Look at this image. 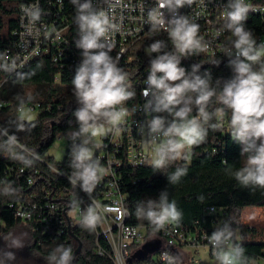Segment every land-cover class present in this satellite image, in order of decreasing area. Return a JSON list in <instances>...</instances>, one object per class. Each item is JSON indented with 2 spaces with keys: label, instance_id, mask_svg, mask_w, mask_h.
<instances>
[{
  "label": "clouds",
  "instance_id": "clouds-1",
  "mask_svg": "<svg viewBox=\"0 0 264 264\" xmlns=\"http://www.w3.org/2000/svg\"><path fill=\"white\" fill-rule=\"evenodd\" d=\"M194 2L156 0L155 6L147 12L145 23L149 25V31L153 35L166 31L174 49L166 51L168 45L164 40H156L145 49L150 56L157 53L150 61L147 86L142 90L143 96H151L145 104L146 110L156 113L148 122L149 132L156 144L151 167L159 170L178 160L190 161L193 146L206 141L209 128L219 130L223 127L220 122H211L215 113L208 111L215 97L224 106L218 110L221 117L225 109L230 110L231 137L241 146L240 155L246 157L242 167L235 171L227 168L225 171L244 187L264 189V44H257L252 31L244 26L250 11L257 9L245 0H228L226 4L224 24L215 35L219 37L224 30H228L234 37L226 53L233 75L223 80L217 92L210 86L211 74L200 75V65L193 64L191 72L181 66L182 57L199 55L206 50V43L199 36V24L187 15L179 14L180 8L185 5L191 7ZM71 3L75 6V23L79 33L75 45L82 50V60L71 80L72 93L78 104L73 115L79 127L72 134L74 143L69 163L72 172L68 179L73 186L79 184L85 193L91 195L102 177L100 162L94 158L89 145L94 138L120 126L128 115V109L123 105L135 96V92L129 90L131 86L127 83V74L118 66V58L110 55L113 45L109 36L119 32L121 25L114 22L108 12L97 10L92 0H71ZM121 3L122 0H116V4ZM24 11L30 23L41 18L39 7ZM165 13H168L167 18ZM16 68L14 60L11 64H0V69L5 72L11 73ZM31 99L28 97V100ZM25 102L20 99L21 108ZM194 108L195 116L192 115ZM24 119V116L19 117L17 131L25 130ZM105 123L111 128H106ZM2 134L7 136L9 159L31 167L34 162L32 150L20 146L17 136L9 134L8 129L5 128ZM81 137L83 139L76 142ZM95 147L100 145L97 143ZM16 148L20 151H15ZM185 175L187 167H177L167 177L171 184H176ZM104 213H114L117 220H123L128 215L127 209L119 203L110 206L94 203L84 212L81 226L94 231ZM135 215L137 219L146 220L157 232L169 224H179L182 218L176 202L169 200L167 191H162L157 199L137 204ZM233 238L234 231L228 222L206 236L214 250L216 264H249L244 247L235 243ZM56 253L58 255L50 256L55 264H69L73 258L70 247L57 248ZM162 259L167 264H174V258L167 253L162 255Z\"/></svg>",
  "mask_w": 264,
  "mask_h": 264
},
{
  "label": "trees",
  "instance_id": "trees-1",
  "mask_svg": "<svg viewBox=\"0 0 264 264\" xmlns=\"http://www.w3.org/2000/svg\"><path fill=\"white\" fill-rule=\"evenodd\" d=\"M30 1L33 0H0V59L4 49L16 40L20 5ZM254 3L264 5V0H254ZM254 25L256 34L264 33L262 18L256 16ZM65 35L75 43L77 27H70ZM81 52L79 49L72 67H63L51 54H42L0 90L2 97L7 99L0 101V264H55L50 256L58 255L56 249L60 247L72 249L73 258L69 264H116L113 247L101 225L98 224L94 231L81 226L87 207L95 201H104L105 184L100 181L91 195L85 193L79 184L73 186L68 179L72 172L70 151L67 150L61 162L49 155L60 133L78 131L73 115L78 104L72 93L71 80L82 60ZM139 52L143 58L144 52ZM150 61L139 64V69L147 63L150 66ZM228 61L229 57L224 55L199 53L182 57L181 66L191 72L193 64L200 65V75L210 73V86L219 92L223 80L233 75ZM23 88H30V92L24 95ZM28 97L32 99L28 100ZM21 98L26 101L24 106L38 108L39 114L32 121L25 118V130L17 131L16 124L22 116ZM223 107L213 97L208 106V111L215 113L211 122H220L223 127L219 130L209 128L206 141L193 146L190 161L178 160L159 170L149 164L130 166L124 161L120 170L122 186L127 190L135 186L154 187L160 193L167 191L169 200H174L182 213L179 225L198 234L206 232L211 235L216 230L212 226L218 216L208 214L205 208L225 207L230 215L234 240L244 247L249 264H255L264 258V240L261 230L256 235L259 231L256 226L244 224L243 210L245 207H264V189L244 187L225 171L227 168L235 171L244 162L240 155L241 146L230 134V110L225 109L224 118L218 111ZM196 114L194 108L192 115ZM5 128L9 134L17 136L20 146L32 150L34 162L31 167L9 159L7 136L2 134ZM14 150L20 151V148ZM100 154L109 155V145H102ZM99 162L102 166L103 161ZM177 167H187V175L171 184L167 176ZM19 205L32 212L31 219L22 220L17 215ZM153 233V230L148 231V235ZM157 251H170L180 264H194V251L183 247L161 246ZM150 260L151 256H132L129 264H143Z\"/></svg>",
  "mask_w": 264,
  "mask_h": 264
},
{
  "label": "built area",
  "instance_id": "built-area-1",
  "mask_svg": "<svg viewBox=\"0 0 264 264\" xmlns=\"http://www.w3.org/2000/svg\"><path fill=\"white\" fill-rule=\"evenodd\" d=\"M92 3L97 10L108 12L110 18L121 25L119 32L111 33L109 36V42L113 45L110 55L114 59L118 58V66L127 74V83L131 86L129 90L135 92V96L123 105L128 109V115L120 126L96 137L100 140L98 143L100 147L109 145V155L100 154V147H95L97 143L89 145L92 147L93 152L95 151L94 158L103 161L100 171L102 179L100 181L101 184H105L106 188L103 193L104 201H95V203H99L101 206L119 203L122 208L126 209L124 196L129 189L127 190L122 186L120 170L123 162H127L130 166L151 165L150 161L154 156V148L156 147L148 129V122L156 113L145 108V104L151 99V96L145 97L142 95V90L147 86L146 78L150 66L147 63L139 69L138 65L145 64L157 55V53H152L150 56L145 52V49L156 40L165 41L168 45L166 51H174V49L166 31L161 30L153 35L149 31V25L145 23L147 12L155 6L156 0H122L121 4H116V0H92ZM227 3L228 0H195L191 7L185 5L179 9V14L187 15L193 22L199 24V36L206 43V50L201 53L228 57L226 53L231 48L230 41L234 37L228 30H224L219 37L215 35L216 31L224 24L223 16L227 11ZM245 3L256 8L257 11H250L244 26L247 30L252 31L257 44H264V33L256 34L257 28L254 25L256 16L262 18L264 22V5L256 4L254 0H245ZM32 7L41 9V18L35 23L29 22L28 15L24 11V9ZM19 9L20 23L19 29L15 32L16 40L4 49L3 56L0 59V64H11L14 60L17 68L11 73L0 69V90L6 83L15 80L33 59L42 54H51L54 60L60 62L63 67H72L79 51L75 43L71 42L65 35L70 27H77L75 23V6L71 3V0H33L22 3ZM165 16L167 18L168 13H165ZM77 35L79 38L78 27ZM140 48L141 50H139ZM139 51L144 52L142 54L143 58L139 56ZM137 59L140 61H136ZM59 76L58 74L56 78L58 79ZM1 100L7 99L3 98L0 92ZM226 114L225 111L221 118H224ZM72 134H65L67 136L68 151L70 152L74 143ZM82 139L81 137L76 142H80ZM13 206L11 204V207ZM205 211L208 214L218 216V218H215L213 228L223 227L225 222L231 223L229 212L225 207L211 206L206 207ZM17 215L22 220L32 218V212L26 210L23 205L17 206ZM129 220V212L123 220H117L114 213H104L102 216L100 225L113 247L116 264H129L132 255L128 249L131 246L140 245L144 238L141 228L131 224ZM104 224H107L108 227L104 228ZM256 227L259 230L256 233L258 236L260 227ZM148 228L164 241L165 246L170 248L180 246L184 249L194 250L195 263L216 264L213 255L214 250L206 239V236H210L208 233L198 234L179 224H169L165 229L158 232L151 225ZM234 242L240 243L237 239ZM202 248H207V257L197 259L196 253ZM99 252L103 253L101 250ZM164 253L174 258V264H180L177 257L170 251H157L154 255H151L150 262L143 264H167L166 260L162 259ZM258 261H263L261 264H264V258L256 262Z\"/></svg>",
  "mask_w": 264,
  "mask_h": 264
},
{
  "label": "rangeland",
  "instance_id": "rangeland-1",
  "mask_svg": "<svg viewBox=\"0 0 264 264\" xmlns=\"http://www.w3.org/2000/svg\"><path fill=\"white\" fill-rule=\"evenodd\" d=\"M24 95H27L30 92V88H23ZM5 102V101H4ZM6 103V102H5ZM20 114L24 116L27 120H34L39 114L38 108H33L29 105L23 106L20 110ZM106 128H110V125H105ZM72 132H69L68 135H71ZM99 137V136H98ZM83 138V137H82ZM99 138H96L92 141L93 143H99ZM68 150L67 136L60 133L57 136L56 141L53 143L49 150V155L54 157L57 162H61L65 159ZM94 157H95V151ZM246 157L243 156V162H245ZM160 195V191L154 187H132L125 193V207L130 213L129 222L137 227H140L144 238L140 245L131 246L128 251L132 256H151L157 252L158 247L165 246L164 241L157 236L156 234L148 235L149 223L146 220L137 219L135 215V210L137 204L147 201L148 199H157ZM244 220L247 222L255 220L256 226H259L261 230V237L264 240V207H245L243 210ZM104 228H107V224L103 225ZM194 251L192 249H187ZM207 248H202L198 253H196V258H206L207 257ZM263 261H258L255 264H261ZM31 264V263H28ZM194 264H198L195 263Z\"/></svg>",
  "mask_w": 264,
  "mask_h": 264
},
{
  "label": "crops",
  "instance_id": "crops-1",
  "mask_svg": "<svg viewBox=\"0 0 264 264\" xmlns=\"http://www.w3.org/2000/svg\"><path fill=\"white\" fill-rule=\"evenodd\" d=\"M244 224H248L250 226H256V224H258V223H256L255 220L250 221V222H247V221L244 220Z\"/></svg>",
  "mask_w": 264,
  "mask_h": 264
},
{
  "label": "water",
  "instance_id": "water-1",
  "mask_svg": "<svg viewBox=\"0 0 264 264\" xmlns=\"http://www.w3.org/2000/svg\"><path fill=\"white\" fill-rule=\"evenodd\" d=\"M145 256V255H144Z\"/></svg>",
  "mask_w": 264,
  "mask_h": 264
}]
</instances>
